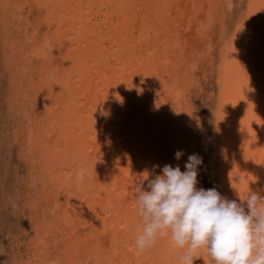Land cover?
<instances>
[{
    "label": "bare ground",
    "instance_id": "1",
    "mask_svg": "<svg viewBox=\"0 0 264 264\" xmlns=\"http://www.w3.org/2000/svg\"><path fill=\"white\" fill-rule=\"evenodd\" d=\"M218 1L0 0L3 55L11 77L24 79L13 99L22 102L30 165L44 183L33 202L42 221L33 225L46 258L56 234L59 264H179L170 233L137 249L143 219L135 187L166 164L184 171L193 151L180 110L186 83L178 80L189 62L207 59L205 50L214 54L202 39L217 32ZM245 16L217 50L221 195L238 203V192L264 196V0H250ZM197 254L194 264H214L206 249Z\"/></svg>",
    "mask_w": 264,
    "mask_h": 264
},
{
    "label": "rangeland",
    "instance_id": "2",
    "mask_svg": "<svg viewBox=\"0 0 264 264\" xmlns=\"http://www.w3.org/2000/svg\"><path fill=\"white\" fill-rule=\"evenodd\" d=\"M218 2L220 3V6L218 8L219 11L217 12L220 13V15L218 17V21L215 24V29L217 30V32H215L214 35L212 34V40L202 39L203 48L210 49L213 47V49L211 50H214V54L209 58V52L205 50V52L208 53L206 54L203 52L202 56H207V59L199 58L196 61L197 63H194L195 61L189 62L186 65L187 68H184V73L186 71V73L184 74V78H181L178 81H183L184 84L186 83L185 92L186 98L188 99L187 100L186 98H182V102H180V105H182L183 107L180 110L183 111L184 114H186V120L190 121V124H188L190 126L187 128L188 130L186 129L187 133L185 146L188 144L186 147L187 152L189 151L188 153L193 150L190 155L196 153L203 160V164L200 166L197 176V178L199 179L198 187H202L204 189L216 188V190L221 194L223 164L222 158L220 157L221 147L219 146V142L222 139V134L220 132V129H218L219 125L216 124L220 96L219 76L221 75V73L218 68L219 53L217 50L226 45V43L232 38V31L234 32L235 29L246 20L247 15L245 16V13H247L249 9L250 0H219ZM229 3L232 5V7ZM235 4L238 5L235 6ZM229 10H231V12H229ZM220 11L223 14L222 17H225L226 20L221 17ZM229 14L230 17L228 18L227 16H229ZM243 17L245 18V20ZM232 26L237 27H234L235 29H233ZM222 27H224L226 31L222 29ZM219 31H221V33ZM5 46H9V44L6 43V45H3L0 42V264H49L46 262V260L50 261L51 259L52 260L50 264H59L58 262L55 263L56 259H54V257L55 255H57V253L59 254L61 245L58 246L57 243L54 248L52 244L54 243L52 239L56 237V234H51L52 239L48 240L49 242H52L48 247H51L50 250H52L50 251L48 249V259L42 253H40L43 247L39 246V236L36 237L34 235L36 227H34L33 223H35L36 221L38 223H41L42 218L37 215L41 212V208L35 207L33 202L39 199L40 191L43 189L44 183L40 181L39 174H37V172H33V167L31 166L32 159H30L31 157L28 154L26 142L29 139L27 130L28 128H26L27 121L24 116L22 102H19V100L17 99H13L14 93H16L18 90V86L23 85L24 79L22 77H11L10 70L12 66L7 62L5 56L3 55V52H5ZM213 60H215L214 64L212 63ZM3 70L4 72H2ZM195 79L198 81H196ZM19 88H21V86ZM10 95L12 98H10ZM196 118H198L197 121ZM16 132L17 134L19 132L18 136L17 134H15ZM14 137H16V139ZM189 142L190 145L192 144L191 146L189 145ZM167 145L168 144L164 145L165 148H167ZM193 146L194 148H192ZM218 146L219 148H217ZM35 174L36 176H34ZM35 180L36 183H34ZM50 189L52 190L53 187H49V190ZM52 192L54 193L55 190H52ZM50 204L51 202L49 203V206ZM55 212H57V209L55 210ZM55 218L57 219V214H55ZM37 244L39 247L36 246ZM36 252L38 253L36 254ZM152 261L157 264L156 260Z\"/></svg>",
    "mask_w": 264,
    "mask_h": 264
},
{
    "label": "clouds",
    "instance_id": "3",
    "mask_svg": "<svg viewBox=\"0 0 264 264\" xmlns=\"http://www.w3.org/2000/svg\"><path fill=\"white\" fill-rule=\"evenodd\" d=\"M183 155L178 150L175 159ZM202 164L193 153L184 171L178 164H166L154 178L149 173L139 177L135 195L143 227L135 237L137 249L145 251L170 233L173 246L182 250L179 264H194L201 257L198 249H206L214 264H264V196L251 190L243 196L238 192V203L216 188H197ZM87 174L81 169L78 178Z\"/></svg>",
    "mask_w": 264,
    "mask_h": 264
}]
</instances>
